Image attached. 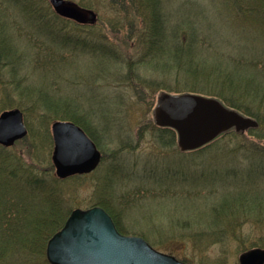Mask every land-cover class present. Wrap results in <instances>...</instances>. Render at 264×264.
Returning a JSON list of instances; mask_svg holds the SVG:
<instances>
[{"label": "trees", "instance_id": "obj_1", "mask_svg": "<svg viewBox=\"0 0 264 264\" xmlns=\"http://www.w3.org/2000/svg\"><path fill=\"white\" fill-rule=\"evenodd\" d=\"M122 1L118 0L112 4H120ZM127 1L141 18L137 33L141 55L136 61L122 59L113 46L101 40L100 33L91 32L85 37L68 33V25L74 28H79L80 25L56 15L47 0H0V69L5 68L8 75L6 85L0 87L3 94L0 105L2 108L21 109L25 122L29 124L25 154L14 146L8 148L0 146V264H49L45 258L46 242L63 225L71 209L76 206L74 186L92 174L75 175L67 179L57 178L37 135L47 137L48 130H38V133L31 130V119H37L36 121L46 129L50 120L67 118L79 125L97 146L100 145L96 128L92 130L90 127L91 121L87 112L79 110L73 112L69 103L60 104L57 98L53 100L42 88H35L29 80L31 71H44L48 68L53 72L51 68L56 59L54 52L59 47L64 53H88L112 59L114 63L122 65L124 73L119 76L118 81L126 82L136 93L138 90L139 98L143 93L151 92L152 95L162 90L174 94L195 93L214 97L226 106L254 118L258 126L246 130L245 133L251 138L248 147L235 144L230 154L231 156L236 154L238 160L247 161L248 164L244 165L249 166L250 172L247 177L253 171L260 181H264V85L257 84L260 81L257 79L236 87L232 78L224 71L220 76V82L212 84L205 64L203 66L197 59L199 53L210 52L213 47L208 27L204 22L191 13L181 19H170L162 0ZM232 1L237 4L230 6ZM248 1H251L250 6L247 5ZM245 2L246 0H229L227 6L228 9L239 6L241 19L247 14L254 22L264 23V0ZM83 6L88 4L84 3ZM19 15L24 16L23 21L18 19ZM111 25L115 26L116 22ZM93 28L94 26L90 29ZM162 63L166 71L155 73L153 68ZM28 66H31V70ZM254 68L263 74L264 61H256ZM21 73L23 76H18ZM142 87L147 90L141 91ZM9 88L17 93L16 99L9 96L11 92ZM150 97L145 103L149 109L154 99L153 96ZM155 128L159 130L155 135L157 142L165 147L174 144L175 132L172 129L157 126ZM243 133L231 129L221 133L208 144L183 153L190 154L189 156L206 154L214 147L218 150L220 145L236 141ZM124 143L120 145L118 151L130 147ZM102 156L103 159L104 155ZM161 161L144 162L142 174L151 179L154 176L155 180L141 184L139 189L153 191V187L157 185V177L159 189L163 193L176 188L169 183L162 187L163 178L167 173H172L170 176L177 184L179 182L177 180L183 179L184 172L181 168L164 165ZM118 164L120 163L108 167L107 173L101 176V183L96 185L98 196L94 198L92 204L101 206L111 216L117 229L123 233L122 226L116 218L120 209L119 197L118 193L115 194L109 177L110 173L118 168ZM135 169L136 167H132V171ZM128 174L133 175V172ZM231 175L236 176L235 173ZM249 191L247 186L245 191L230 198L229 201L222 200L212 207L210 205L216 226L206 228L209 230L208 239H205L215 242L228 238L239 239L242 250L253 246L264 247V239L256 240L252 237L254 229L260 230L264 227V199L256 203L251 202ZM245 224L250 225L251 234L242 237L238 231ZM189 226L191 225L182 224L179 227ZM203 229L197 227L191 230L194 231L192 234L195 238L194 246L199 251L205 247ZM140 236L147 240L143 232ZM152 245L156 246L154 243Z\"/></svg>", "mask_w": 264, "mask_h": 264}, {"label": "rangeland", "instance_id": "obj_2", "mask_svg": "<svg viewBox=\"0 0 264 264\" xmlns=\"http://www.w3.org/2000/svg\"><path fill=\"white\" fill-rule=\"evenodd\" d=\"M71 1L94 11L97 20L93 25H80L79 28L68 25V33L80 37L88 36L91 32L100 33L101 40L113 46L122 59L133 61L139 59L141 50L137 33L141 18L129 1L123 0L120 4H112L118 0ZM228 1L162 0V4L172 20L181 19L191 13L207 25L213 47L210 52L199 53L197 59L203 66L205 64L212 84L216 85L220 82V76L224 71L229 74L236 87L257 79L260 80L257 84L263 86L264 73L261 74L256 70L254 63L264 61V23L254 22L247 14L242 19L239 18L242 17L239 6L228 9ZM234 2L232 1L230 6L237 4ZM84 3L88 6H83ZM250 4L251 1H248L247 5ZM23 18V15L18 16L20 21H23ZM114 22L116 25L112 26ZM93 26L94 28L90 29ZM54 53L56 59L51 68L53 72L48 68L44 71H31L29 80L35 88H42L53 100L57 98L60 104L69 103L73 112L76 113L78 110L87 112L91 121L90 127L92 130L96 128V136L100 143L97 147L104 155L99 169H96L97 172H92L87 179L81 180L74 186L76 202L74 208L83 209L92 206L98 196L96 185L101 183V178L107 173L106 169L115 163H120L109 177L115 188V194L118 193L117 197H119L120 209L116 218L122 226L123 234L140 236L143 232L147 236V240L144 239L150 245L156 244V246L152 245L155 249L173 255L187 264H238L239 254L252 247L242 250L240 240L234 238L220 242L207 240L209 229L206 228L216 226L210 205L212 207L222 200L229 201L230 198L245 191L247 186L250 189L248 193L251 202L256 203L264 199V181H260L253 171L247 177L250 172L249 166H244L248 164L247 161L238 160L236 154L232 156L230 154L235 144L248 147L251 138L245 134L247 132L244 131L237 142L233 140L228 144L220 145L218 150L214 147L206 154L189 156L190 154L183 153L178 148L175 133L174 144L165 147L156 141L155 135L159 130L155 128L152 112L158 94L168 91H157L152 95L151 92H146L139 98L138 90L136 93L127 86L126 82L118 81L124 69L112 59L88 53L68 54L64 53L61 47ZM28 68L31 70V66ZM153 69L155 73L166 71L163 63ZM18 76L22 77L23 74ZM7 80L5 68L0 69V87L6 85ZM141 89L143 92L147 90L145 87ZM8 90L11 91L12 88ZM2 96L0 88V101ZM9 96L16 99L17 93L11 91ZM150 96L154 99L149 109L145 103L151 98ZM10 108L16 107L2 108L0 105V112ZM36 120L31 119V130L37 133L38 130H48L47 137L37 135L42 149L50 160L53 146L50 125L55 120L68 119L50 120L46 129ZM24 123L28 131L29 124L25 119ZM27 135L12 145L24 154L27 150V142H25ZM122 143L126 146L129 144L130 149L118 151ZM148 160L152 162L162 160L164 165L181 168L184 172L183 179L177 180L179 182L175 184L174 178L170 176L172 173H167L163 178L162 187L168 183L171 186L175 185L176 188L171 192L160 191L158 177L153 191L147 192L146 188L139 189L141 184L155 180L154 176L151 179L141 172L144 162ZM132 167L136 169L132 171ZM129 172H133V175L128 174ZM231 173H235L236 176ZM159 174L163 177L161 172ZM122 191L124 195L120 193ZM182 224L191 226L180 228ZM197 227L204 228L202 232L205 247L201 251L195 248V238L192 235L194 231H191ZM238 232L242 237H246L247 234H251L250 225H243ZM252 237L256 240L264 239V227L260 230L254 229ZM242 239L246 240V238Z\"/></svg>", "mask_w": 264, "mask_h": 264}, {"label": "water", "instance_id": "obj_3", "mask_svg": "<svg viewBox=\"0 0 264 264\" xmlns=\"http://www.w3.org/2000/svg\"><path fill=\"white\" fill-rule=\"evenodd\" d=\"M60 17L82 25H93L91 9L71 0H48ZM158 127L172 129L178 148H200L228 130L244 132L258 122L229 108L220 100L195 93L160 92L152 112ZM51 163L54 174L65 179L92 172L101 153L93 140L75 123L55 120L50 125ZM27 134L23 112L10 108L0 112V146L10 147ZM49 264H187L155 249L143 237L119 232L110 215L100 206L74 208L63 225L46 242ZM238 264H264V248L252 247L238 256Z\"/></svg>", "mask_w": 264, "mask_h": 264}]
</instances>
